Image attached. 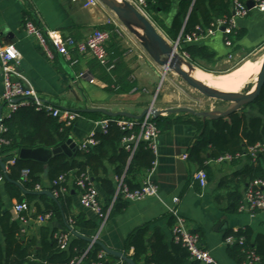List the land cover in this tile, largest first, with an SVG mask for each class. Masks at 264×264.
Masks as SVG:
<instances>
[{"label":"crops","instance_id":"obj_1","mask_svg":"<svg viewBox=\"0 0 264 264\" xmlns=\"http://www.w3.org/2000/svg\"><path fill=\"white\" fill-rule=\"evenodd\" d=\"M87 1L0 0V30L3 41L6 44H14L22 55L19 70L29 79L44 101L61 110L77 112L84 108L106 109L134 115H142L151 107L159 110L154 102L150 104L149 101L155 93L154 85L158 81L157 69L152 63L143 61L140 55L123 56L122 52L125 54L126 52L121 43H118L117 35L110 42V48L117 52L118 62L114 70L108 71L98 62L90 59H85L74 67H70L60 57L50 61L37 41L26 34L24 30L26 20H32L47 29L61 31L65 36L76 40L85 39L97 28L113 27L110 20L114 19L111 15L114 11L102 2L103 5L86 8L84 5ZM165 18L170 22L171 17ZM237 29L243 33V36L232 47H227L225 35L220 32L200 43L215 53V62L210 65L211 68L208 67L209 69L214 71L213 67L219 66L220 62L238 60L253 49L264 48V11L251 8L247 17L237 20ZM190 67H194L195 72L202 71L193 64ZM80 73H88L93 82L79 78ZM2 94L3 84L0 73V98ZM6 113L7 108L0 107V125ZM182 115L186 116L189 113L161 115L178 121L169 131L161 133L160 137V156L154 180L159 187L161 199L149 198L144 201L128 202L123 199L115 200V196L110 199L101 191V201L104 207L108 205V212L110 213L115 206H118L119 211L110 218L108 214L106 221L102 222L97 238H100L109 249L122 252L134 264H145L144 260L139 263L133 260L134 248H126L128 236L134 229L148 226L149 244L154 243L156 235L161 234L165 243L173 246L175 242L172 229L175 218L170 213V209L175 207L186 220L188 227L199 234L203 248L210 251L220 264H238L229 256V245L225 243L227 232H238L246 227H252L256 232L264 233V211L259 212L255 220H251L246 213H232L229 208L231 205L229 198L234 191L238 190L243 195L245 193L243 180L238 174L250 163V156H244L230 164L207 163L208 171H204L208 177V184L202 187L194 178V174L200 171L197 165L189 164L183 156L187 155L198 134L196 127L188 121L197 119L205 121V119L194 115L184 119ZM93 120L83 117L77 121L71 136L77 145L91 132ZM251 161L255 163L257 159L254 161L251 158ZM258 163L264 168V158L255 164ZM106 166L107 177L116 182L117 177L113 168L108 163ZM9 167L10 165L7 166V172ZM0 173H2L0 194L7 208L13 211L17 201L7 196L6 179L1 167ZM125 174L122 176L123 179ZM146 175L147 171L136 174L133 179L134 184L140 185ZM75 182L74 172L69 175L66 191L63 193L71 192L74 196L72 214L85 213L89 218L99 219L93 212L81 207L80 191ZM39 186L41 191L48 190L51 183L47 182L46 187ZM175 199L179 200L177 205L174 203ZM35 212L34 205H31L27 212L29 222L22 224L27 237H38L40 227L49 222L48 220L43 223L37 222L38 217L34 218ZM13 215L17 218L14 212ZM53 226L62 231L63 226L58 221H55ZM3 241V237L0 236V244H3ZM108 256V262L113 264H129L114 256Z\"/></svg>","mask_w":264,"mask_h":264},{"label":"trees","instance_id":"obj_2","mask_svg":"<svg viewBox=\"0 0 264 264\" xmlns=\"http://www.w3.org/2000/svg\"><path fill=\"white\" fill-rule=\"evenodd\" d=\"M248 1L145 0L144 12L170 41L175 42L181 36L193 34L199 26L208 29L218 20L232 17L234 3L239 2L247 6ZM165 17H171L170 22H167ZM242 36L243 33L235 29L228 38L235 43ZM180 51L188 54L191 64L206 72H214L207 66L214 64L215 53L206 45L183 44ZM79 114L94 120L104 117L98 113ZM77 121L67 126L61 118L52 117L45 111H37L34 107L20 108L2 121L5 131L1 135L4 141L0 145L1 156L15 157L14 164L9 167L7 173V196L17 203H27L29 207L34 205V218L47 215H50V218L47 225L40 227L38 237H27L23 223L14 217L12 209L7 208L0 194V236L4 240L3 244H0V264H72L77 261L78 264H107L109 256L99 243L100 238H97L103 221L89 218L85 213L72 214L74 196L71 192L60 194L56 201L47 195H38L36 187H46L47 182L52 183L63 175L68 178L74 172L77 186L83 174H90L89 182L98 188L100 201L101 191L111 199L115 196L117 181L107 177V163L113 168L117 178H122L126 173L124 183L130 189H136L140 185L134 184V176L151 169L155 156L146 143H141L133 155L123 149L121 142L130 132L113 124L106 134L97 131V145L86 151L78 150L72 158L64 154L57 155L50 160L48 168L41 163L19 158L23 149H55L63 145L72 136ZM155 121L161 133L169 131L178 122L171 117L162 116ZM188 123L196 127L198 134L187 153V161L191 165L196 164L198 170L207 172L209 161L226 154L243 155L248 152L249 147L264 142V88L255 101L226 117L205 121L189 120ZM261 158H264V154H260L255 163ZM255 163L250 157V163L239 171L238 176L242 178L245 190L251 181L264 180V168L260 163ZM26 170L29 171L27 176L23 174ZM67 183L68 180L64 184L47 189L53 193ZM119 199L122 198L117 200ZM243 199L244 195L238 190L230 195L229 208L232 213H240ZM103 208L105 212L108 211V205ZM118 211V206L113 207L109 218ZM22 217L29 219L27 212L22 213ZM55 221L61 223L62 231L53 226ZM74 231L97 242L92 243L88 239L77 237L73 234ZM147 233L148 226H140L127 238L126 248H134L133 260L136 263L144 260L145 264H190L189 253L181 244L168 246L161 234L156 235V241L149 244ZM61 234L71 236L66 249L60 246L58 237ZM229 236L245 239L244 245H229V256L234 261L246 264L247 252L254 250L264 263V233L246 227L238 232L228 231L225 239Z\"/></svg>","mask_w":264,"mask_h":264},{"label":"built area","instance_id":"obj_3","mask_svg":"<svg viewBox=\"0 0 264 264\" xmlns=\"http://www.w3.org/2000/svg\"><path fill=\"white\" fill-rule=\"evenodd\" d=\"M254 3V8L264 11V0H251ZM135 7L146 15L144 8L146 7L145 0H133ZM99 0H88L85 7L99 5ZM250 9L242 3L235 2L233 5V15L230 18L218 20L211 28L203 29L197 27L193 34L181 36L175 42L177 54L189 59L187 53H182L180 49L183 44H199L207 39L213 37L217 33L225 35V44L227 47L233 46V41L228 38L229 35L234 33L237 29V20L248 16ZM147 16V15H146ZM24 30L29 37H33L42 52L50 61H55L60 57L70 67L79 65L83 60L90 59L98 62L101 67L108 71H112L118 62L117 52L110 48V42L113 37L120 33L115 29L110 28H97L88 37L82 40H76L73 37L65 36L61 31L51 30L39 26L32 20H26ZM22 60L20 51L14 44H6L3 41L2 33L0 30V73L3 84V94L0 98V107H6L7 113L2 118L1 122L11 116L12 113L23 107H34L37 111H45L52 117L61 118L67 126H71L74 121L82 119L78 112L68 110H61L53 104L46 102L38 94L29 79L19 70V64ZM81 79L89 80L91 83L93 79L88 73H80L78 75ZM151 112L145 115L142 120H134L128 118H104L101 120H93L92 130L87 137L78 144L81 151H86L90 147L98 144L96 137L97 131L107 133L111 125L118 126L121 130L129 131V135L123 138L121 146L131 155H133L141 143H146L147 147L152 151L155 160L151 169L147 171L146 178L142 181L140 186L136 189H130L124 183L123 178H117V189L115 193V200L122 198L128 202L144 201L149 198L160 197V190L155 183L154 174L160 156V137L161 131L153 116V111L157 110L153 107L150 108ZM1 132L5 131L2 123L0 125ZM4 141L0 139V145ZM260 154H264V142L258 143L255 146L249 147L247 153L240 155L226 154L220 156L215 160L208 162L216 164H230L234 163L244 156H250L254 161L258 159ZM187 155L183 156L187 160ZM14 164V162H12ZM12 164V165H13ZM28 170L23 174L27 176ZM194 178L198 180L202 187L208 184L207 174L204 170H200L194 174ZM91 179L90 174H83L77 182L80 191L79 202L82 208L93 212L99 219L106 221L109 212H105L103 205L100 201V192L95 184L89 182ZM67 176L63 175L58 180L51 183L55 187L67 182ZM37 191H41V186L36 187ZM66 191L65 186L53 192L55 197L63 194ZM175 205L179 203L178 199L174 200ZM30 209L27 203H16L13 206V212L22 223L29 222L22 217V213L28 212ZM241 213H246L251 220H255L259 212L264 211V180L256 179L249 183L247 186L244 199L239 208ZM170 213L175 218V223L172 229L173 240L177 244H181L189 253L190 264H220L210 251L203 248L201 238L198 233L192 231L186 220L179 214L177 208H171ZM50 218V215L45 217L39 216L37 222L43 223ZM62 249H66L71 236L69 234H61L58 237ZM245 239L241 237L236 239L229 236L225 239L227 245L240 244L244 245ZM248 261L246 264H264L260 257L254 250L248 251ZM73 262L72 264H78Z\"/></svg>","mask_w":264,"mask_h":264},{"label":"water","instance_id":"obj_4","mask_svg":"<svg viewBox=\"0 0 264 264\" xmlns=\"http://www.w3.org/2000/svg\"><path fill=\"white\" fill-rule=\"evenodd\" d=\"M104 5L109 7L112 11H114L118 16H120L123 20L128 21L130 23H133L137 25L140 29L144 30L145 35L149 39V43L146 45L147 49H149V52L151 55L155 57V60L160 63L161 65H164L165 69L168 70L171 67L178 72L186 81L187 83L192 86L193 88L198 89L202 93L213 97L215 99H224L227 101L235 102L236 104L232 106L231 108L227 109L224 112H221L219 114H214V113H205V112H199V113H194L190 110H184V109H179V110H171V111H166L169 114L173 113H182V112H188L193 115H196L197 117H201L206 119H219L221 117H226L230 115L231 113L240 110L244 106L252 103L253 101L256 100V98L261 94L263 88H264V62L261 67V71L258 76V82H257V88L254 92L252 90L248 92L247 94L241 95L239 97L233 95V94H225L222 92H213L210 91L206 86H203L199 84L189 73H187L183 69V65L185 62V59L183 57H180L177 52H176V46L174 45L173 47L169 45V42L167 39L159 33L157 28H155L154 23L150 20L148 16L140 12L135 6L129 3L128 0H100ZM122 5H126L129 10H125L122 8ZM247 6L249 9L253 8L254 3L253 1H248ZM157 47L160 52L168 57V60L166 62H163L160 58V56L156 53L155 49H151V47ZM178 56V57H177ZM189 63V62H188ZM190 64V63H189ZM191 65V64H190ZM252 92V93H251ZM4 107V106H3ZM78 113H98L102 114L106 117L109 118H128V119H134V120H142L145 115L151 112V109L146 110L142 115H134L129 112H112L108 111L106 109H89V108H84L80 109L77 111ZM164 111H159V110H154L153 111V116L154 118H158L161 116ZM1 128H0V139H1ZM79 150L78 145L75 143L74 139L70 137L66 143L63 145L55 148V149H45V148H37V149H23L20 152L19 158L22 160H29V161H35L38 163H41L44 165L45 168H48V164L51 159L56 157L57 155L64 154L67 155L68 157L72 158L75 153ZM15 161L14 156H9V157H1V150H0V167L2 171L4 172V178L9 181L8 175H7V166L12 165ZM177 163H180V161H177ZM2 178V173H0V179ZM38 195H47L51 197L52 199L57 201V198L54 196V194L49 191V190H43V191H38ZM73 234L77 237H82L85 239H88L92 243H96V240L86 238L85 236L73 232ZM102 244L103 249L106 254L110 256H114L116 258L121 259L122 261H125L129 264H134L132 260L128 259L122 252L115 251L109 249L106 245L103 243L99 242ZM107 264H113V262H107Z\"/></svg>","mask_w":264,"mask_h":264},{"label":"rangeland","instance_id":"obj_5","mask_svg":"<svg viewBox=\"0 0 264 264\" xmlns=\"http://www.w3.org/2000/svg\"><path fill=\"white\" fill-rule=\"evenodd\" d=\"M128 1L130 4L135 6L133 3V0H128ZM100 4L103 5L101 1H100ZM122 8L125 10H129V8L126 5H122ZM111 15H112V18L114 19L110 20L111 21L110 24L113 26V29L120 31V33L117 34V38L119 40L118 43L119 44L121 43V45L123 46L122 48L126 52V54L122 52V55L126 57L127 56L137 57V55H140L143 57L144 59L143 61L152 63L155 69H157L158 81L154 85L155 93L149 98V101H150V104L154 102L155 107H157L159 111H164L162 113L167 114L168 112L166 111L184 109V110H190L194 113L205 112V113H217L218 114V113L226 111L227 109L231 108L232 106L236 104L235 102L227 101L224 99H215L213 97H210L202 93L198 89L193 88L187 83V81L178 72H176L173 69V67L166 70L164 65H161L160 63H158L155 60V57L151 55V53L149 52V49H147L146 45L148 43L150 45L152 44L150 43L149 39L145 35L144 30L140 29L137 25L133 23L123 20L120 16H118L114 12H112ZM154 26L155 28H157L159 33L167 39V41L169 42V45L173 47L176 41L175 42L170 41L166 37L165 33L157 25L154 24ZM151 49L156 50V53L160 56L163 62H166L168 60V57L162 54L156 46L151 47ZM178 55L180 57H183L180 52L178 53ZM263 55H264V48L259 47L255 50L253 49L252 51L246 53L244 56H242L238 60H232L227 63L220 62L219 66L213 67L214 68L213 73H208L202 70L203 76H199L197 72H195L194 69H190L188 73L199 84L206 86L210 91L234 94L235 96L239 97L241 95L247 94L251 90L255 91L253 88L254 82L248 83L243 86H238L236 87L237 89L235 88L233 89V91L226 90V89L216 90L212 86H210V83H209L210 78H218L219 80H222L224 76H226L228 73H230L231 71L239 67L244 62L250 61L257 56L263 57ZM184 59L186 62H189L188 60H186V58ZM211 66L208 65L207 67L211 68ZM257 82H258V77L256 80V85H257ZM156 90L158 94L157 97H156ZM190 116L194 117L196 115L193 116V114L191 115V113H189V115H186V116L182 115L181 117L184 119H188Z\"/></svg>","mask_w":264,"mask_h":264},{"label":"bare ground","instance_id":"obj_6","mask_svg":"<svg viewBox=\"0 0 264 264\" xmlns=\"http://www.w3.org/2000/svg\"><path fill=\"white\" fill-rule=\"evenodd\" d=\"M263 60H264V55H263V57L257 56L250 61H246L243 64H241L239 67H237L236 69H234L233 71L228 73L226 76H224V78L222 80H219L218 78H210V81H209L210 86H212L216 90H225L226 89V90H232L233 91V89H235L238 86H243V85H246L248 83L254 82L253 88H254V90H256V88H257L256 80H257V77L259 76V73L261 71V67H262L261 63ZM191 68L192 67H190L188 62L185 61L184 65H183V69L186 70V72L188 73ZM197 74L199 76H203L202 71H200V70L197 71ZM198 75H196V76H198ZM252 92H254V91H252ZM225 94H228V93H225Z\"/></svg>","mask_w":264,"mask_h":264}]
</instances>
